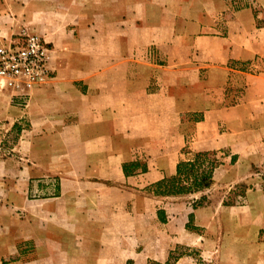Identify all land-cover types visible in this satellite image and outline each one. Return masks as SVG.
Segmentation results:
<instances>
[{"label": "crops", "instance_id": "crops-1", "mask_svg": "<svg viewBox=\"0 0 264 264\" xmlns=\"http://www.w3.org/2000/svg\"><path fill=\"white\" fill-rule=\"evenodd\" d=\"M233 2L0 0V39L40 35L52 74L4 103L29 127L0 161V264H264V189L224 203L264 171V24ZM219 150L206 190L146 191Z\"/></svg>", "mask_w": 264, "mask_h": 264}, {"label": "rangeland", "instance_id": "rangeland-1", "mask_svg": "<svg viewBox=\"0 0 264 264\" xmlns=\"http://www.w3.org/2000/svg\"><path fill=\"white\" fill-rule=\"evenodd\" d=\"M204 2H213V0H203ZM227 1H234L232 6L234 9L247 5L252 7V9L256 12V15L258 16V23L259 24H264V8L259 7L256 3L255 0H227ZM228 12V11H227ZM228 17V16H227ZM226 19V16H221L218 20L224 21ZM33 33V32H32ZM9 37H3L0 39V42L5 41ZM48 44V43H47ZM49 54V51H48ZM47 54V67L50 71L48 61H49V56ZM51 71H50V77H51ZM49 77V78H50ZM47 79V81L49 80ZM46 81V82H47ZM40 85H35L32 83H29L23 79H14V80H8L5 78L0 77V161L3 158H14V160H18L19 158V153L18 150L16 149V146L19 145V141L23 139L22 135L25 133V131L29 127V123L23 120H19L18 122H15L13 125H11V128H9V121L7 119H3V112L5 110L4 103L10 102L14 106L21 107L24 103L26 98L29 96V90L31 87H36ZM205 152V151H203ZM209 153H214L212 158L217 162L218 167L229 155L230 152L228 150H219V151H206ZM196 153V152H194ZM191 154V157L189 160L193 158V154ZM136 156L140 159H144V154L142 152H136ZM20 161H23V159H20ZM188 161V160H185ZM262 169L258 168H252L251 173H260L258 174L257 178L254 179V176H250L251 180L249 181V177H246L248 181L245 179L234 182V185L232 186L231 189V196H229L228 200H224V203L227 204H240L242 202V196L244 195V192L248 189L251 188H261L264 189V171L262 172ZM8 177H10V174L8 172ZM263 178V179H261ZM2 181V179H0ZM232 181V180H231ZM231 181H226L223 183L220 188H218L215 193V197L219 198L220 197V192H223L224 190L227 189L228 184H232ZM259 182V183H258ZM257 184V186H254ZM212 185V182L211 184ZM9 186L12 188V183L9 184ZM210 187V186H209ZM208 187V188H209ZM153 187H148L146 188V191L151 192ZM207 189V188H206ZM203 189V190H206ZM201 190V191H203ZM194 193V192H193ZM32 195H38V193H33ZM207 201L206 197L203 196V198L196 199L192 202L193 206H200L204 205V202ZM84 225L83 222H81V226ZM189 229L192 228L190 223L187 224ZM183 253H188V254H193L196 253V251L193 249L191 251H182L178 250L177 248L173 251V254L171 256V259H174L178 256V254H183ZM153 262V261H151ZM171 262V261H170ZM167 263V262H166ZM169 263V262H168ZM154 264V263H152Z\"/></svg>", "mask_w": 264, "mask_h": 264}, {"label": "built area", "instance_id": "built-area-1", "mask_svg": "<svg viewBox=\"0 0 264 264\" xmlns=\"http://www.w3.org/2000/svg\"><path fill=\"white\" fill-rule=\"evenodd\" d=\"M48 51V44L36 33L21 31L12 35L0 42V77L44 84L50 77Z\"/></svg>", "mask_w": 264, "mask_h": 264}, {"label": "trees", "instance_id": "trees-1", "mask_svg": "<svg viewBox=\"0 0 264 264\" xmlns=\"http://www.w3.org/2000/svg\"><path fill=\"white\" fill-rule=\"evenodd\" d=\"M213 155L214 153L209 152H196L191 160L178 162L175 175L164 177L149 186L153 187L151 193L156 196H174L208 188L212 182L213 171L217 166V162L212 158ZM131 165L136 169L139 164L135 162ZM122 169L124 174L129 172L125 165Z\"/></svg>", "mask_w": 264, "mask_h": 264}]
</instances>
